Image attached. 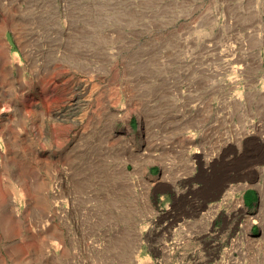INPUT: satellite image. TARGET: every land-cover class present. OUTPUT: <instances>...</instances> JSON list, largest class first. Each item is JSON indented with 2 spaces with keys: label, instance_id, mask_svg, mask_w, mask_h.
<instances>
[{
  "label": "rangeland",
  "instance_id": "374dc122",
  "mask_svg": "<svg viewBox=\"0 0 264 264\" xmlns=\"http://www.w3.org/2000/svg\"><path fill=\"white\" fill-rule=\"evenodd\" d=\"M0 264H264V0H0Z\"/></svg>",
  "mask_w": 264,
  "mask_h": 264
},
{
  "label": "bare ground",
  "instance_id": "6f19581e",
  "mask_svg": "<svg viewBox=\"0 0 264 264\" xmlns=\"http://www.w3.org/2000/svg\"><path fill=\"white\" fill-rule=\"evenodd\" d=\"M260 217V215L258 216V218ZM259 220H261L260 218H259ZM238 250V249H237ZM241 251V250H240Z\"/></svg>",
  "mask_w": 264,
  "mask_h": 264
}]
</instances>
